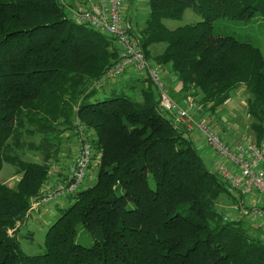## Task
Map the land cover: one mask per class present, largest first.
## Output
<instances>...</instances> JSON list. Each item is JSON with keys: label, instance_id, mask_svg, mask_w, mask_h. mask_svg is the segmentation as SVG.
<instances>
[{"label": "trees", "instance_id": "trees-1", "mask_svg": "<svg viewBox=\"0 0 264 264\" xmlns=\"http://www.w3.org/2000/svg\"><path fill=\"white\" fill-rule=\"evenodd\" d=\"M78 2L0 0V172L7 163L17 176L13 186L0 182V264H264L257 221L226 220L234 215L218 211L226 194L238 214L227 182L206 166L190 132L167 118L149 79L140 101L123 94L91 101L119 50L114 38L72 20L71 10L88 6ZM146 5L143 25L130 34L161 68L172 97H193L210 119L244 91L250 138L261 142L264 57L252 43L217 34L216 25L264 19V0ZM189 8L203 21L165 26ZM77 121L99 157L96 182L66 197L68 207L54 203L61 214L45 234V251L28 255L16 233L32 203L54 186L51 178L65 179L75 151L61 147L76 138ZM36 136L38 145L29 140ZM80 229L92 236L91 246L76 242Z\"/></svg>", "mask_w": 264, "mask_h": 264}, {"label": "built area", "instance_id": "built-area-1", "mask_svg": "<svg viewBox=\"0 0 264 264\" xmlns=\"http://www.w3.org/2000/svg\"><path fill=\"white\" fill-rule=\"evenodd\" d=\"M125 0H88L83 10H71L74 22L87 25L115 39L119 59L110 67L102 80H116L129 70L142 74L153 84L159 105L172 116L175 124L188 132L198 131L208 149L216 156L213 171L228 185L234 196L237 216L226 217L236 221L241 218L264 221V138L256 143L249 137L245 142L231 146L201 115V107L191 96L182 100L172 97L161 68L148 60L131 36V24L127 21ZM76 150L65 179L57 180L40 200L32 203L30 211L56 203L74 194L88 182L91 170L97 169L99 158L95 156L86 128L75 123Z\"/></svg>", "mask_w": 264, "mask_h": 264}, {"label": "rangeland", "instance_id": "rangeland-1", "mask_svg": "<svg viewBox=\"0 0 264 264\" xmlns=\"http://www.w3.org/2000/svg\"><path fill=\"white\" fill-rule=\"evenodd\" d=\"M133 11V10H132ZM148 12V7L146 9ZM134 13V12H133ZM139 19L135 20L133 19V24L138 22ZM203 21V18L199 15H197L191 8L187 9L183 15V17L179 20H170L166 19L164 20L165 26L170 29L174 30L176 28L185 26V25H193L197 24L198 22ZM143 25V22L142 24ZM216 33L220 35H231L236 37L239 40L247 41L249 43H252L256 45L262 52V55L264 57V19L261 16L255 17L250 22H241V21H233L229 19H219L217 20L216 25ZM162 47H157L155 49V53L161 52ZM98 94L91 99L92 102L103 100L108 97L113 96L114 94H120V95H128L131 98L135 99L136 101L141 100V90L140 89H134L127 88V86H124L122 84V81L120 78L116 80H109L105 82L102 86H99L98 88ZM111 91H114L112 93ZM246 99H248V95L245 94L244 91H240L234 98L231 99L227 103V108H229V111H226V107L222 109V112L220 115H216L218 120H215V118H208L206 116V119L208 123L226 140H228L227 136H224L225 133H230L232 130L233 132L230 133L232 135L234 132H238L241 134V141L245 142V138L252 137L253 134L250 130V123L251 118L247 116V103ZM240 111V112H239ZM227 113V114H226ZM228 115L229 119L226 126V129L224 127V120L222 116ZM167 118L172 119V116L168 113H165ZM221 119V120H220ZM231 122V123H230ZM229 127V128H228ZM190 137L195 142V147L203 157L206 166L213 170V159L210 161L209 157L206 154V150L202 149L199 145L200 143L203 144L204 147H206L205 142L203 138L200 136V133L198 131L190 132ZM33 141L35 144L38 145V142L40 141L39 137H35L33 139H29ZM229 143V142H228ZM239 143V142H236ZM61 148L70 149L75 151L76 150V141L74 137L70 138L68 142L64 144V147ZM65 151H62L59 155L60 156L64 154ZM33 153L31 151H26V155H24L25 159H31ZM44 155V154H43ZM216 158V156H215ZM37 161L41 162V155L36 156ZM91 172H94L93 177L91 180V183L85 184L87 186L86 188H89L93 186L96 182V173L97 169L91 170ZM16 168L10 164L4 163L2 171L0 172V182L7 183L8 185L13 186L15 184V178H16ZM89 178V177H88ZM88 178L86 181H88ZM14 182V183H13ZM85 188V189H86ZM229 202L227 200L226 194H223L218 203H217V209L218 211L222 212L225 215H234L236 216V212H231L229 209H224L222 205L224 206L225 203ZM71 203V199L63 198L62 202L59 204V208H66ZM58 209H55L53 206H47V207H41L40 210V219L37 218V216L33 215L31 216L25 225H23L19 231L16 233V237L20 243L21 249L24 253L28 255H36L44 253L45 247H44V239L45 234L49 227L59 218L61 211ZM47 209L51 210V215L46 213ZM46 210V211H45ZM45 211V212H44ZM261 222V221H260ZM264 238V233L262 235ZM76 242L84 245V246H91L94 243V240L92 236L85 231L84 229H80L78 232V236L76 238Z\"/></svg>", "mask_w": 264, "mask_h": 264}, {"label": "crops", "instance_id": "crops-1", "mask_svg": "<svg viewBox=\"0 0 264 264\" xmlns=\"http://www.w3.org/2000/svg\"><path fill=\"white\" fill-rule=\"evenodd\" d=\"M68 2L74 4L75 7L79 6L78 0H68ZM146 3H147V0H125V7H124L125 16H126L127 21L131 24V26L133 28H135L136 26L141 25L142 22H144V19L146 18V15H147V11H146L147 5H146ZM134 18H135V20L139 19V21L133 24V19ZM126 73H125L126 75L121 78L122 84L124 86L128 87V86L132 85L134 87V89L137 88V89H140V90L143 88V86H145L144 83H143V79L146 78L145 76L135 72L134 70H129ZM176 87L179 88V85L178 86L177 85L174 86V88H176ZM226 111H229V108L226 107ZM221 112H222V110H220V112L217 113L216 115H220ZM226 114L224 116H222V118H223V120L225 122L224 123L225 129H226L227 123H229L228 122L229 117ZM214 118H215V120H218V119H216L217 116H215ZM232 132L233 131L231 130L230 133H232ZM230 133L227 132V133L224 134V136H227L228 140H230V141H228L229 144L231 146H234V145L237 144L236 142H240L241 141V134L239 133V131L237 133L234 132L232 135H230ZM246 139H248V138H245V140ZM194 144H195V142H194ZM199 146L202 149L206 150V154L209 157V160L211 161L213 159V162H215L216 158H215V155L212 153V151L210 149H208V147L206 145H205L206 147H204L202 143H200ZM57 174H60V173L57 172ZM93 174H94V172H91V175L89 176L88 181H87L88 183L89 182L91 183L92 178L94 179ZM57 180H59V179L55 178V177H53V179L51 178V181L53 183H56ZM61 202H62V199L59 200L56 203L60 204ZM228 204L229 203H226V205L224 204V207H223V205H222V207L224 209L227 208V209L231 210V212H234V210L232 208L233 204H231V203L229 205ZM54 205L55 204L53 203V204H50V205H47V206H53V207H55V209H57L56 206H54ZM47 206H43V207H47ZM40 208H38L36 211L29 212V214H30L29 218L31 216L35 215V216H37V218L40 219V212H41ZM46 213L51 215L52 211L50 209L49 210L47 209ZM253 226H254L255 233H259L261 231L264 233V223L263 222L257 221V222H255V224H253ZM255 229H259V230H255Z\"/></svg>", "mask_w": 264, "mask_h": 264}]
</instances>
